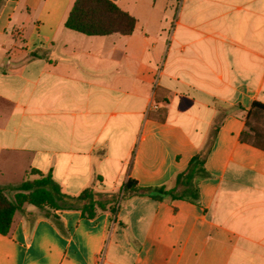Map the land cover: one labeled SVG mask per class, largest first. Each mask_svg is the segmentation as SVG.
<instances>
[{
    "label": "crops",
    "instance_id": "0c3cea01",
    "mask_svg": "<svg viewBox=\"0 0 264 264\" xmlns=\"http://www.w3.org/2000/svg\"><path fill=\"white\" fill-rule=\"evenodd\" d=\"M74 1L0 0V186L13 199L36 169L117 210L59 209L60 228L26 204L0 264H264V149L240 138L264 102V0H112L137 24L105 36L65 26ZM210 137L199 204L121 202Z\"/></svg>",
    "mask_w": 264,
    "mask_h": 264
},
{
    "label": "trees",
    "instance_id": "16d2710c",
    "mask_svg": "<svg viewBox=\"0 0 264 264\" xmlns=\"http://www.w3.org/2000/svg\"><path fill=\"white\" fill-rule=\"evenodd\" d=\"M137 19L120 8L112 0H75L65 21V26L76 32L89 36H105L109 34H131ZM216 129H214V133ZM241 140L264 149V102L253 101L245 116V128ZM212 138L189 161L187 167L176 174L171 186L140 187L133 179H128L123 186L119 198L124 199L134 194L146 195L156 201L182 199L199 204L200 193L198 183L209 176L205 168V160L212 145ZM31 174L38 175L34 179H26L16 187L13 199L8 198L5 188L0 186V233L8 234L12 227L13 217L17 210L26 204L38 208L39 214L51 219L62 228L56 210L78 209L87 218H94L100 211L117 210L118 198L111 207H107L112 198L97 193L92 186L85 188L78 195H70L61 190L60 185L50 174L44 175L36 169Z\"/></svg>",
    "mask_w": 264,
    "mask_h": 264
},
{
    "label": "rangeland",
    "instance_id": "374dc122",
    "mask_svg": "<svg viewBox=\"0 0 264 264\" xmlns=\"http://www.w3.org/2000/svg\"><path fill=\"white\" fill-rule=\"evenodd\" d=\"M121 202L125 203V202H127V200L126 199H121Z\"/></svg>",
    "mask_w": 264,
    "mask_h": 264
},
{
    "label": "built area",
    "instance_id": "2783aa9c",
    "mask_svg": "<svg viewBox=\"0 0 264 264\" xmlns=\"http://www.w3.org/2000/svg\"><path fill=\"white\" fill-rule=\"evenodd\" d=\"M155 107H156V105H155Z\"/></svg>",
    "mask_w": 264,
    "mask_h": 264
}]
</instances>
